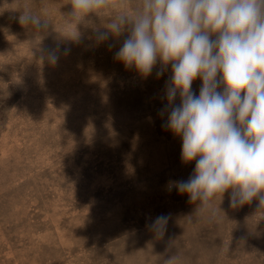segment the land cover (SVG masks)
Returning <instances> with one entry per match:
<instances>
[{
  "label": "rangeland",
  "instance_id": "1",
  "mask_svg": "<svg viewBox=\"0 0 264 264\" xmlns=\"http://www.w3.org/2000/svg\"><path fill=\"white\" fill-rule=\"evenodd\" d=\"M69 2L0 0V264H264L258 200L232 208L229 190L196 211L178 194L195 162L158 115L171 66L126 69L114 54L128 33L97 42L109 18L95 13L72 40ZM24 10L47 27L22 26Z\"/></svg>",
  "mask_w": 264,
  "mask_h": 264
},
{
  "label": "clouds",
  "instance_id": "2",
  "mask_svg": "<svg viewBox=\"0 0 264 264\" xmlns=\"http://www.w3.org/2000/svg\"><path fill=\"white\" fill-rule=\"evenodd\" d=\"M69 3L72 40L80 41L77 25L95 13L109 18L106 31L95 30L97 42L128 33L114 54L126 69L146 78L159 62V78L171 66L158 115L167 116L162 127L181 140V161L195 162L187 180L174 182L178 194L199 201L196 211L229 190L232 208L254 199L264 207V0H139L131 13L111 9L108 0ZM19 22L47 27L30 10ZM47 58L55 64L57 50Z\"/></svg>",
  "mask_w": 264,
  "mask_h": 264
}]
</instances>
